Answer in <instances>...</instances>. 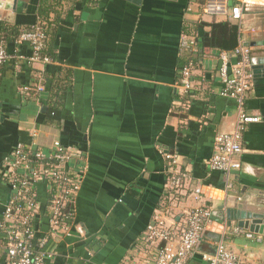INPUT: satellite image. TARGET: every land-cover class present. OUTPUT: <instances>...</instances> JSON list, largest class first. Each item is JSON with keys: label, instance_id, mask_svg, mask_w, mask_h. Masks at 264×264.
I'll return each mask as SVG.
<instances>
[{"label": "crops", "instance_id": "crops-1", "mask_svg": "<svg viewBox=\"0 0 264 264\" xmlns=\"http://www.w3.org/2000/svg\"><path fill=\"white\" fill-rule=\"evenodd\" d=\"M41 1L18 0L14 11L0 8V45L5 29L38 22ZM93 1L74 8L65 0L60 15L51 14V64L31 65L29 44L6 46L21 59L0 71V165L18 143L34 141L44 149L60 141L82 151L88 169L75 213L86 235L50 243L55 256L46 264H122L137 257L140 237L164 194L165 155L174 154L189 175L179 214L200 206L195 196L212 211L190 262L207 264L201 253H213L230 228L222 218L225 209L264 205V0H218L227 15L204 13L208 0ZM235 1L246 4L241 24L230 18ZM226 21L239 25V41L252 50L258 72L253 71L246 110L261 119L247 128L241 169L228 184L209 167L216 137L234 131L237 120L236 102L221 95L219 52L199 53L193 89L184 93L180 86L184 29L203 23L208 32ZM37 77L44 80L46 97L27 91ZM50 109L56 115L48 116ZM39 193L46 197L43 187ZM225 245L241 264H264V236L254 241L227 235Z\"/></svg>", "mask_w": 264, "mask_h": 264}, {"label": "built area", "instance_id": "built-area-1", "mask_svg": "<svg viewBox=\"0 0 264 264\" xmlns=\"http://www.w3.org/2000/svg\"><path fill=\"white\" fill-rule=\"evenodd\" d=\"M204 13L227 15V6L218 0H208ZM246 4L231 6L230 18L241 24ZM46 23L37 22L31 30L23 29L17 44L26 43L32 48L31 65H48L53 59L45 54ZM197 34L184 33L181 48L197 56ZM11 56L4 42L0 45V71ZM219 77L223 85L221 95L237 104V120L234 131L219 134L215 139L214 155L209 167L221 173L229 183L233 172L241 169L239 157L244 152L243 138L249 125L260 122V117L246 110L247 93L253 80V57L249 46L239 41L232 51L219 52ZM195 63L190 62L181 72L180 86L184 93L193 89ZM35 95L45 92L44 80L37 77L27 89ZM34 139L37 134L30 133ZM168 177L162 199L155 210L153 221L140 237L135 257L126 258L122 264H190L203 240L204 232L212 218L211 208L201 197L195 196L199 207L179 214L182 198L186 195L187 171L179 167L178 157L165 155ZM88 169V158L80 150L65 146L60 141L49 148L31 143H18L0 165V251L4 264H46L55 253L47 247L64 238L78 234L85 237V230L76 222L75 203ZM40 187L46 197L40 196ZM7 193L3 194L2 189ZM44 199V200H43ZM47 222L46 232L43 223ZM43 233V236L39 235ZM244 236L248 240L261 241L262 236L239 227L227 228L213 253L202 252L207 264H241L237 253L227 249L225 237Z\"/></svg>", "mask_w": 264, "mask_h": 264}, {"label": "trees", "instance_id": "trees-1", "mask_svg": "<svg viewBox=\"0 0 264 264\" xmlns=\"http://www.w3.org/2000/svg\"><path fill=\"white\" fill-rule=\"evenodd\" d=\"M65 0H42L41 5L39 7V17L38 22L40 23H46V51L45 54L52 57L53 53L51 52V34H50V26L54 23H51L50 16L51 14L55 13L57 15H60V12L62 9V3ZM73 7L78 8V5L81 3L84 4H93V0H71ZM205 2V1H204ZM236 2V3H235ZM234 5L240 4L239 1H235ZM50 20V21H49ZM205 24H199L196 26H187L184 31V33L188 34H197V40H198V46H199V53L204 54L207 50H215L217 52L221 51H227L232 52L234 51L238 45H239V39H240V27L237 24H234L230 21L221 22V23H214L210 26V31L206 32L204 31L206 29ZM209 27V26H208ZM33 26H26V27H11L7 28L4 31V34L2 37V42L5 43L6 46L9 44H15L18 41V38L22 32L23 29L31 30ZM198 53V54H199ZM53 58V57H52ZM198 59V56H194L191 53H185L184 58V64L181 67V72L184 69V67L189 64L190 62L195 63ZM47 77V76H45ZM52 114L56 115V111H53V109H50L48 112V116Z\"/></svg>", "mask_w": 264, "mask_h": 264}, {"label": "water", "instance_id": "water-1", "mask_svg": "<svg viewBox=\"0 0 264 264\" xmlns=\"http://www.w3.org/2000/svg\"><path fill=\"white\" fill-rule=\"evenodd\" d=\"M133 2L137 5L141 4V0H127ZM18 0H0V8H4L7 11L16 10ZM249 11V10H247ZM255 62V61H253ZM255 64V63H254ZM254 74H257L258 67H253ZM47 92H44L42 96L46 97ZM46 108L42 111L45 113ZM225 214L223 215V220L231 226L235 223L237 227L248 230L249 232L264 236V205H259L257 210H247L246 208L240 206L228 207L225 209Z\"/></svg>", "mask_w": 264, "mask_h": 264}]
</instances>
